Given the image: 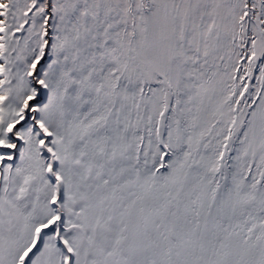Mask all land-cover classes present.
<instances>
[{
  "label": "snow or ice",
  "instance_id": "snow-or-ice-1",
  "mask_svg": "<svg viewBox=\"0 0 264 264\" xmlns=\"http://www.w3.org/2000/svg\"><path fill=\"white\" fill-rule=\"evenodd\" d=\"M0 264H264V0H0Z\"/></svg>",
  "mask_w": 264,
  "mask_h": 264
}]
</instances>
